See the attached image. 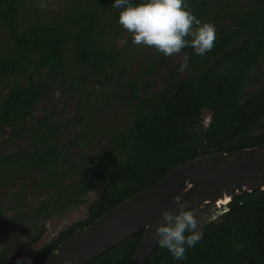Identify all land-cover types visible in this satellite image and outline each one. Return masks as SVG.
Segmentation results:
<instances>
[{
  "label": "trees",
  "instance_id": "1",
  "mask_svg": "<svg viewBox=\"0 0 264 264\" xmlns=\"http://www.w3.org/2000/svg\"><path fill=\"white\" fill-rule=\"evenodd\" d=\"M56 1L60 8L46 15L37 13L36 0H0V188L21 194L32 185L45 197L34 213L15 208L20 217L27 215L32 236L16 255L0 253V264L24 259L23 249L45 236L46 222L85 206L91 192L102 195L87 218L45 244L31 264H44L75 233L175 168L264 146V72L258 69L264 61V0H185L197 19L215 26L212 49L197 56L186 47L180 61L170 64L174 55L151 47L146 66L127 43L117 42L126 30L113 0ZM185 54L188 66L182 68ZM162 71V87L155 89L150 79ZM56 85L80 96L65 123L75 129L68 140L53 107L36 115ZM95 105L118 122L93 123ZM205 111L211 114L208 125ZM12 143L19 148L6 152L4 145ZM223 205L220 220L205 225L186 259L177 261L157 246L146 264H264V191ZM143 236L90 264H130Z\"/></svg>",
  "mask_w": 264,
  "mask_h": 264
},
{
  "label": "water",
  "instance_id": "2",
  "mask_svg": "<svg viewBox=\"0 0 264 264\" xmlns=\"http://www.w3.org/2000/svg\"><path fill=\"white\" fill-rule=\"evenodd\" d=\"M264 191V146L194 159L117 206L91 226L63 242L44 264H90L104 253L144 232L130 264H146L156 250L161 211L177 213L181 196L185 210H196ZM222 205H221V204Z\"/></svg>",
  "mask_w": 264,
  "mask_h": 264
},
{
  "label": "rangeland",
  "instance_id": "3",
  "mask_svg": "<svg viewBox=\"0 0 264 264\" xmlns=\"http://www.w3.org/2000/svg\"><path fill=\"white\" fill-rule=\"evenodd\" d=\"M38 6L37 13L49 14L51 11L57 10L60 8L56 0H36ZM5 33L0 31V36ZM120 46L128 44L130 54H136L138 56L139 65L146 66V57L147 54L152 57L153 51L151 47L138 45L133 43L132 34L128 31H125L118 37L117 41ZM181 55L175 54L170 64H175L179 62ZM133 69H137L134 66ZM259 74L264 72V61L259 66ZM164 71V70H163ZM162 72L157 73L156 76L150 80L155 83V89L162 87ZM186 74V73H185ZM183 74V75H185ZM14 81V80H13ZM12 79H9L8 82L13 83ZM92 87L90 85L88 88ZM254 87H249L248 91L254 90ZM94 96V94H92ZM92 96V99H95ZM79 94H75L70 91H63L60 85H56L48 93L45 100L39 105L38 112L36 115H41V112L44 108H54L57 112L56 121L60 126L64 135L63 139H67L73 136L74 128L70 125L65 126V123L73 117L76 112L77 102L79 100ZM88 98V96H87ZM95 102V101H94ZM93 102V104H94ZM96 105H98L96 103ZM94 106L95 112L90 115L89 118L96 124H104L107 119L112 120L117 123L118 119L113 120V116L108 110H104L102 105L99 107ZM211 114L208 111L204 112V124L208 125L210 122ZM5 139V137L0 136V141ZM68 140V139H67ZM103 147L102 142L99 147H93L91 154L98 152ZM19 148L18 144H5L4 150L6 152H16ZM15 192L16 197L12 195ZM102 195V190H97L91 192L87 197V204L80 207L78 210L68 213L62 217H54L46 222L47 232L45 236L41 239L40 242L30 245L23 249V257L30 259L31 263L33 262L37 253L43 248V246L50 241L59 237L67 228L71 227L73 224L80 222L87 218L88 210L90 205L99 200ZM44 196L35 190L32 185H30L27 190H24V193H19L17 189L11 187L6 190L0 188V253H4L8 257H12L17 254L20 248L25 244L23 241L31 238L32 234L30 224L27 222V215L25 217H20V214L16 213V207L19 206V213L24 212L34 213V211L39 207L41 201L44 200ZM19 202H23L25 207L21 208ZM227 206H220L219 204H212L210 206H205L204 208H199L193 211V215L197 219V231L202 232L205 225L210 222H218L221 215L226 210ZM41 223L39 222V225Z\"/></svg>",
  "mask_w": 264,
  "mask_h": 264
},
{
  "label": "clouds",
  "instance_id": "4",
  "mask_svg": "<svg viewBox=\"0 0 264 264\" xmlns=\"http://www.w3.org/2000/svg\"><path fill=\"white\" fill-rule=\"evenodd\" d=\"M111 7L119 10L118 23L133 37V43L155 48L164 56H173L190 47L193 54L204 56L213 47L215 26L197 19L186 7L185 0H113ZM185 54L182 68L188 66ZM177 213L161 211V223L156 227L157 244L171 256L182 261L186 250L195 247L203 238L197 231V219L181 196L173 197ZM27 243V240L23 241ZM17 264H31L24 258Z\"/></svg>",
  "mask_w": 264,
  "mask_h": 264
}]
</instances>
